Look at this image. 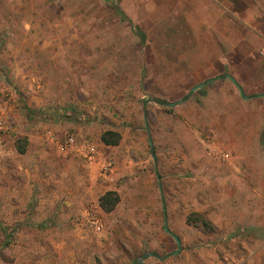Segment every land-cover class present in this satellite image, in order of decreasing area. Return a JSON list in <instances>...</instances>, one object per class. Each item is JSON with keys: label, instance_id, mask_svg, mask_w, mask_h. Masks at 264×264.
Returning <instances> with one entry per match:
<instances>
[{"label": "rangeland", "instance_id": "obj_1", "mask_svg": "<svg viewBox=\"0 0 264 264\" xmlns=\"http://www.w3.org/2000/svg\"><path fill=\"white\" fill-rule=\"evenodd\" d=\"M154 5L0 0V223L10 235L0 230V264H216L228 249L237 258L244 241L254 246L251 234L264 264V212L253 211L247 238L224 237L208 218L264 203V173L226 143L241 90L224 77L191 90L205 77L169 69L178 46L163 37ZM108 130L116 145L101 141ZM67 135L96 150L85 178L74 175L83 156L58 147ZM88 182L76 202L74 185ZM106 190L119 195L110 212L97 205ZM194 213L212 226L188 224Z\"/></svg>", "mask_w": 264, "mask_h": 264}, {"label": "crops", "instance_id": "obj_2", "mask_svg": "<svg viewBox=\"0 0 264 264\" xmlns=\"http://www.w3.org/2000/svg\"><path fill=\"white\" fill-rule=\"evenodd\" d=\"M153 1L159 4L154 5L156 9L158 6L159 8L156 12L158 15L153 18L162 21L163 37L169 38L170 45L178 46L172 50L179 52L178 58L172 55V63L170 62L168 68L174 69V65L179 64L182 69L188 70V74L205 77L193 86L194 89L215 83L224 77L226 81L230 80L233 91L235 84L238 90H241L244 100L232 101L230 105L234 109L242 105L243 111L241 113L231 110L228 120L232 118L233 123L232 127L227 129L226 143L233 153L232 157L242 158L247 165L249 162L258 165L259 170L264 173V151L259 149L260 143L264 141V0ZM117 4L125 14L123 5L121 6L120 2ZM216 77L220 79L208 81ZM192 88L191 90H194ZM72 153L79 155L78 152ZM224 154L228 159L229 152ZM250 158L257 159L250 161ZM76 161L74 175L85 178L90 164L86 166L79 163V159ZM238 185L251 188V183L246 180ZM92 188V182L84 186L74 185L73 198L76 202L79 201L81 195ZM259 201L242 205V210L228 209L208 218L224 231V237L230 235L234 239L236 236L247 238L245 229L252 228L253 224L250 222H253V216H256L253 211L259 213L258 216L264 212V203L260 204ZM84 212L85 210L82 214ZM249 236L253 238L254 246H247L244 241L241 247L238 246L237 258L229 256L232 250L228 249L227 256L220 261L215 260L218 261L216 264H261L257 260L258 252L261 251L260 237L258 236L256 242L255 235Z\"/></svg>", "mask_w": 264, "mask_h": 264}, {"label": "trees", "instance_id": "obj_3", "mask_svg": "<svg viewBox=\"0 0 264 264\" xmlns=\"http://www.w3.org/2000/svg\"><path fill=\"white\" fill-rule=\"evenodd\" d=\"M113 8L116 11V13L120 16L123 17L124 13L121 10V8L119 7V5L114 2L113 3ZM220 77H216V78H212L208 81H212L213 79H219ZM188 95H184L179 101H182L184 99H187ZM159 103H163L162 101H159ZM28 111L34 115H38L41 118L46 119L47 116H53L55 115V113L53 112H46L42 109H28ZM120 135L117 132L108 130L106 132H104L101 135V141L106 144V145H116L119 141ZM25 143L26 141L23 140L21 142H18L15 147L18 150V152L23 153L25 152ZM119 202V195L115 190H106L103 194H101L98 198V205L99 207L104 211V212H110L112 211L116 204ZM194 217L191 216H187L186 218V222L189 223H195V222H199L202 226H212L209 220L206 219H201L198 218L199 214L198 213H194ZM167 217H166V212H165V208H164V204L162 203V220L164 223V227L165 226V221H166ZM0 230L2 232H4V235L6 236L7 239L10 238L9 233L6 230V227L4 225H2L0 223Z\"/></svg>", "mask_w": 264, "mask_h": 264}, {"label": "built area", "instance_id": "obj_4", "mask_svg": "<svg viewBox=\"0 0 264 264\" xmlns=\"http://www.w3.org/2000/svg\"><path fill=\"white\" fill-rule=\"evenodd\" d=\"M262 52L264 53V46L262 47ZM50 140L53 141L54 137L53 135L49 136ZM59 149L64 153L68 152H78V154L83 156V162L84 165H88L89 163L95 161L96 159V150L94 149L92 143L89 140H85L82 144H77L74 136L67 135L63 138L62 141L58 142ZM224 158L225 156L222 155ZM220 264H226V263H220Z\"/></svg>", "mask_w": 264, "mask_h": 264}, {"label": "water", "instance_id": "obj_5", "mask_svg": "<svg viewBox=\"0 0 264 264\" xmlns=\"http://www.w3.org/2000/svg\"><path fill=\"white\" fill-rule=\"evenodd\" d=\"M199 85H201V84H199ZM199 85H198V86H199ZM194 88H195V87H193L192 89H194ZM165 230L168 231V228L165 227ZM175 241L177 242V244H179V240H178V238H175Z\"/></svg>", "mask_w": 264, "mask_h": 264}]
</instances>
